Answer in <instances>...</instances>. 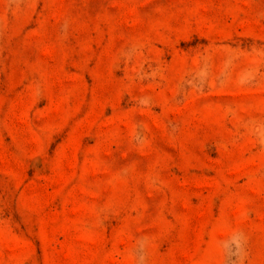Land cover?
<instances>
[{"label":"rangeland","instance_id":"rangeland-1","mask_svg":"<svg viewBox=\"0 0 264 264\" xmlns=\"http://www.w3.org/2000/svg\"><path fill=\"white\" fill-rule=\"evenodd\" d=\"M0 264H264V0H0Z\"/></svg>","mask_w":264,"mask_h":264}]
</instances>
